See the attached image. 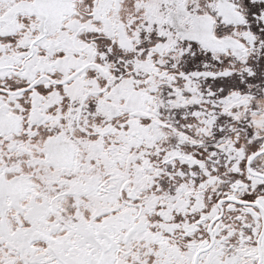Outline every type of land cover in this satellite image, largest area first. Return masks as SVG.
<instances>
[{
    "label": "snow or ice",
    "instance_id": "obj_1",
    "mask_svg": "<svg viewBox=\"0 0 264 264\" xmlns=\"http://www.w3.org/2000/svg\"><path fill=\"white\" fill-rule=\"evenodd\" d=\"M0 264H264V0H0Z\"/></svg>",
    "mask_w": 264,
    "mask_h": 264
}]
</instances>
